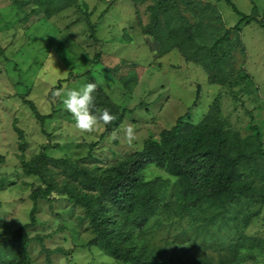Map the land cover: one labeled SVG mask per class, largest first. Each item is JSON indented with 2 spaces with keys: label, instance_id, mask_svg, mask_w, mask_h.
Instances as JSON below:
<instances>
[{
  "label": "rangeland",
  "instance_id": "obj_1",
  "mask_svg": "<svg viewBox=\"0 0 264 264\" xmlns=\"http://www.w3.org/2000/svg\"><path fill=\"white\" fill-rule=\"evenodd\" d=\"M159 1L0 0V242L30 222L32 208L35 217V225L22 232L24 258L9 248L6 260L123 264L101 245H89L95 234L85 210L66 196L54 190L48 201L31 200L34 191L46 187L42 179L61 185L69 171L47 163L39 167L41 177L27 174L25 162L44 146L47 158L109 170L189 112L190 123L222 122L230 141L236 134L249 148L260 143L264 151V0H191L199 2L192 10L185 0H167L179 11L170 14L171 27H186L194 33V48L205 47L195 59L191 52L183 58L177 49L163 54L145 40L141 27L152 23L149 10ZM160 26L166 28L163 18ZM226 30L227 40L209 54ZM89 82L125 113L111 132L105 126L92 134L76 130L63 96L55 95ZM22 97L33 102L42 121ZM129 123L138 133L132 145L123 139ZM113 132L120 139L114 140ZM254 160L239 168L254 198L225 209L203 205L179 217L168 197L136 242L173 262L229 263L235 256V264H264V159ZM143 175L175 181L154 165Z\"/></svg>",
  "mask_w": 264,
  "mask_h": 264
},
{
  "label": "trees",
  "instance_id": "obj_2",
  "mask_svg": "<svg viewBox=\"0 0 264 264\" xmlns=\"http://www.w3.org/2000/svg\"><path fill=\"white\" fill-rule=\"evenodd\" d=\"M185 1L189 10L199 7V2ZM149 11L152 23L141 27V33L145 40L155 42L161 53L166 54L177 49L183 58L189 59L185 54L191 52L192 58L195 59L198 50L205 49L194 48V33L186 27H171L170 14L173 12L179 15L174 1L169 3L167 0H160ZM162 18L166 28L160 26ZM228 36L229 31L226 30L224 35L214 42L215 49H208V53H215ZM213 76L214 74L211 78ZM65 81L67 80H58V84ZM93 96V113L97 108H108L116 116L114 121L105 126L106 132H111L122 122L125 113L120 112L109 101L97 84ZM21 100L30 108L35 118L43 120L44 116L40 115L32 101L23 97ZM188 117L189 112L179 117L170 128L162 129L157 138L146 139L140 152L109 170L90 171L76 165L70 166L66 160L47 158L44 154L47 147H42L30 164L25 162L27 174L41 177L39 167L47 163H56L69 171L61 185L49 184L42 179L46 187L34 191L31 200L48 201L54 190L66 196L85 210L84 216L90 221L95 234L89 245H101L106 253L123 264L237 263L235 256L229 263L188 259L173 262L170 258L154 256L146 245L136 242L137 233L141 232L148 220L155 215L158 205L168 197L173 198L174 202L171 204L179 217L203 205L225 209L241 198H254V195H250L253 191L251 184L240 179L239 168L244 162L253 163L255 158L264 159L262 145L258 143L251 149L248 143L241 141L236 134L234 140L230 141V134L224 130L222 122L212 123L209 119H203L199 124H192ZM147 165H154L175 178L174 183L170 184L168 178L159 176L145 179L143 169ZM29 219L28 224L15 229L10 239L0 242V264H28L6 260L10 258L9 252L5 253L4 250L11 248L19 251L22 255L19 260L24 258L23 248L27 242L23 240L22 232L35 225L33 208ZM239 262L242 263L243 260Z\"/></svg>",
  "mask_w": 264,
  "mask_h": 264
},
{
  "label": "clouds",
  "instance_id": "obj_3",
  "mask_svg": "<svg viewBox=\"0 0 264 264\" xmlns=\"http://www.w3.org/2000/svg\"><path fill=\"white\" fill-rule=\"evenodd\" d=\"M96 91L95 83H86L79 89L57 90V97L63 96L62 103L65 110L71 115L74 121L73 127L85 134H92L100 130L102 126L110 124L116 119L108 108H97L95 113L94 96ZM138 133L131 123L123 130V139L128 145H132L137 139ZM112 138L120 139L117 133L113 132Z\"/></svg>",
  "mask_w": 264,
  "mask_h": 264
},
{
  "label": "crops",
  "instance_id": "obj_4",
  "mask_svg": "<svg viewBox=\"0 0 264 264\" xmlns=\"http://www.w3.org/2000/svg\"><path fill=\"white\" fill-rule=\"evenodd\" d=\"M68 7H69V6H68ZM134 18H135V15H134V16L132 15V16L130 17V19H131L130 21L133 22ZM124 28H125V27H123V29H124Z\"/></svg>",
  "mask_w": 264,
  "mask_h": 264
}]
</instances>
